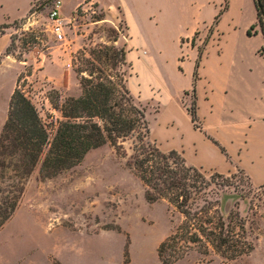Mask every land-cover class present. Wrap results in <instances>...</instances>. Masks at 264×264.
I'll return each instance as SVG.
<instances>
[{
    "label": "rangeland",
    "instance_id": "374dc122",
    "mask_svg": "<svg viewBox=\"0 0 264 264\" xmlns=\"http://www.w3.org/2000/svg\"><path fill=\"white\" fill-rule=\"evenodd\" d=\"M60 1L64 39L58 42L51 33L48 12L52 3L48 0H0V25L8 27L0 35L8 34L15 38L10 54H0V130L18 81V88L37 109L52 134L61 119L53 104L59 107L67 98L80 96L79 80L81 75L87 76L83 71L88 68L84 59L90 58V51L100 45H125L127 65L120 71L125 73L127 87L135 101L146 109L149 128L152 126L155 133L153 115L159 105L152 101V96L171 93L169 77L181 71L180 66L177 70V66L159 65L152 61L151 50L139 48L138 33L128 31L127 24L120 21L119 10L110 14L91 0ZM228 1H223L220 9ZM235 2L236 8L233 7L224 18L220 17L218 23L223 20L218 27V35L216 27L212 34L209 31L212 20L189 40L190 46L202 52L207 40L228 43L229 38L223 37L224 33L236 29L232 41L237 52L245 54L250 45L246 42L243 26L254 23V18L247 0L241 1L243 5ZM114 20H117L116 28L119 27L117 43L111 41L114 28L111 22ZM181 43V47L185 45L184 41ZM184 53L181 52L180 60L185 57ZM257 53L263 56L264 50L259 49ZM140 55L143 57L139 60ZM105 74L112 72L106 70ZM255 100L258 99L255 97ZM181 101L190 108L192 88L182 95ZM262 101V114L257 118L264 121V97ZM149 139L162 152H169L165 141L157 143L153 134ZM123 147L127 155L124 159L117 157L114 150L105 145L91 150L79 164L50 179L40 178L39 163L24 184L15 212L0 228V264H11L8 257L11 261V257H20L18 263L25 264L29 257L39 260L48 252L61 251L63 246L70 244L63 240L62 230L87 234L77 239L80 241L78 244L84 254L88 253L87 256L95 261L101 259L107 249L118 257L127 251L129 264H161L156 249L180 224L181 217L164 201L152 204L145 201L142 184L126 166L132 154V142H125ZM201 171L206 176L214 173ZM236 171L230 174L235 176L233 183L238 184L236 192L230 189L225 190V194L238 201L237 212L244 219L247 240L253 250L232 261L214 253L203 256L191 251L174 264H264V179L249 178V186L246 174H237ZM240 195H243V200L238 199ZM26 257V262H21ZM51 264L56 262L51 259Z\"/></svg>",
    "mask_w": 264,
    "mask_h": 264
},
{
    "label": "trees",
    "instance_id": "16d2710c",
    "mask_svg": "<svg viewBox=\"0 0 264 264\" xmlns=\"http://www.w3.org/2000/svg\"><path fill=\"white\" fill-rule=\"evenodd\" d=\"M224 2L226 0H223ZM255 21L245 34H261L264 42V0H251ZM228 9L223 6L213 18L210 33ZM121 20L123 14L118 7ZM103 19H98L101 21ZM6 25L0 26V33ZM119 27L111 30V41L117 43ZM14 37L2 55H9ZM208 43V40H207ZM206 43V44H207ZM205 44V45H206ZM264 47L260 49L263 51ZM193 74V101L187 113L195 130H201L196 112L197 68ZM84 59L87 76H80L81 94L67 98L59 107L61 119L51 134L41 120L37 109L18 88V81L9 103L6 120L0 130V228L15 212L24 192V184L37 165L41 179H50L79 164L91 150L110 146L117 157L126 158L123 144L132 142V154L126 166L144 188L147 203L164 201L176 211L181 222L157 247L161 264H174L191 251L208 256L210 253L232 261L253 250L247 240L245 222L238 212V201L225 190L236 187L234 175L212 173L206 176L201 169L189 166L177 151L162 152L150 141L146 109L130 93L125 73L120 68L127 65V49L98 46ZM1 57V55H0ZM112 74H105V71ZM81 72V71H80ZM221 153L227 154L217 141L205 135ZM237 174L243 172L237 169ZM247 184L251 182L245 176ZM240 186V185H239ZM238 199L243 200V195ZM123 264H129L124 251ZM57 264V263H56Z\"/></svg>",
    "mask_w": 264,
    "mask_h": 264
},
{
    "label": "crops",
    "instance_id": "0c3cea01",
    "mask_svg": "<svg viewBox=\"0 0 264 264\" xmlns=\"http://www.w3.org/2000/svg\"><path fill=\"white\" fill-rule=\"evenodd\" d=\"M235 1L243 5L241 1L244 0H229L223 18L233 7L236 8ZM91 2L110 14L119 7L128 31L133 30L139 35V48L151 50L152 61L159 65L177 66V70L178 66L181 68V71L178 70L169 77L171 93L166 96L160 93L152 96V101L155 100L159 105L158 111L153 115L156 132L154 133L152 126L150 129L155 141L159 144L165 141L168 150L182 154L189 166L221 175H230L233 170L239 169L252 180L264 179V121L257 118L262 114L264 97V55L257 53L264 47L261 34L252 37L245 34L246 42L250 45L245 54L238 53L232 41L236 29L224 33L223 37L229 38L228 43L211 40L205 45L199 60L195 85L197 123L201 130H195L187 113V105L181 101L182 95L192 88L195 62L198 58V51L190 46L189 40L211 23L222 7L223 0ZM246 3L251 5V17L255 21L252 1L247 0ZM220 23L216 26V35L219 33ZM111 24L116 28L117 20ZM2 25L4 24L0 26ZM250 25L246 23L243 26L244 33ZM182 41L185 45L181 47ZM9 42L8 34L0 35V54ZM182 51L185 52V57L180 60ZM142 57L140 55L139 60ZM1 70L0 67V72ZM205 135L217 141L224 148L227 157ZM61 232L65 236V243H70L63 246L61 251L48 252L39 260L26 257L21 262L28 259L25 264H51L53 259L57 264H123V254L118 257L107 249L101 259L95 261L89 258L91 256L84 254L78 244L80 241L77 240L87 234L68 230ZM19 258L11 257V261L8 257L7 261L19 264Z\"/></svg>",
    "mask_w": 264,
    "mask_h": 264
},
{
    "label": "built area",
    "instance_id": "2783aa9c",
    "mask_svg": "<svg viewBox=\"0 0 264 264\" xmlns=\"http://www.w3.org/2000/svg\"><path fill=\"white\" fill-rule=\"evenodd\" d=\"M61 1L55 0L52 2L51 9L48 12V19L51 24V33L60 42L64 39V23L60 16Z\"/></svg>",
    "mask_w": 264,
    "mask_h": 264
},
{
    "label": "water",
    "instance_id": "95a60500",
    "mask_svg": "<svg viewBox=\"0 0 264 264\" xmlns=\"http://www.w3.org/2000/svg\"><path fill=\"white\" fill-rule=\"evenodd\" d=\"M53 1H55V0H48V3H52Z\"/></svg>",
    "mask_w": 264,
    "mask_h": 264
}]
</instances>
